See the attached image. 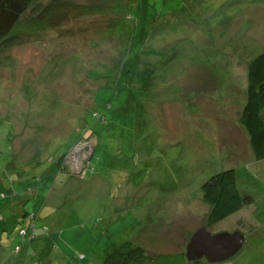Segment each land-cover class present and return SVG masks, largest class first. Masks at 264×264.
I'll return each instance as SVG.
<instances>
[{"label":"rangeland","instance_id":"1","mask_svg":"<svg viewBox=\"0 0 264 264\" xmlns=\"http://www.w3.org/2000/svg\"><path fill=\"white\" fill-rule=\"evenodd\" d=\"M149 1L154 32L134 52L139 13L112 12L128 0H39L0 43V264L25 244L26 213L44 227L38 264H103L127 241L186 251L208 226L202 185L242 164L261 174L240 116L264 0ZM67 150L73 175L52 162Z\"/></svg>","mask_w":264,"mask_h":264},{"label":"trees","instance_id":"2","mask_svg":"<svg viewBox=\"0 0 264 264\" xmlns=\"http://www.w3.org/2000/svg\"><path fill=\"white\" fill-rule=\"evenodd\" d=\"M38 1L0 0V43L16 35L15 26L18 20L29 6ZM53 6L51 4L50 8ZM116 7L117 9L112 12L117 16L124 11L130 13L129 15H131V11L139 13L136 24L130 29V32L129 28L125 27V31L129 34L131 33L125 45V53L127 52L128 48L126 47L129 41V51L134 52L135 46L139 43H145L154 32L155 26L149 28L151 21L148 9H150L151 3L149 0H131V2L128 0V5L119 4ZM119 28L114 23L108 34H117ZM248 82L247 101L240 116V124L248 134L254 157L257 161H264V52L248 65ZM72 146L70 145V148ZM68 153L69 150L59 160L55 161L52 159V162L59 167V174L61 172H69L73 175L69 170V166L65 164V158ZM47 173L48 170L40 179L46 177ZM201 190L204 202L211 207L207 218V230L211 228L212 231H216L220 224H223L224 221H229L243 210H248L250 214L247 218L248 228H245L249 229L253 235L247 236V242L249 243L247 251L241 257L232 259L234 260L233 263L255 264L257 262L258 264L261 262V264H264V174L254 173L248 165L242 164L239 167H231L212 176L202 185ZM14 216L15 220L22 223V215L14 214ZM39 217L35 213H26L24 215L28 222L21 226L23 228L16 235L19 238L23 236L25 244L19 241L20 243L18 244L21 247L19 249L18 246L15 247L14 256L17 258L12 264H30V259L33 257L35 258L34 264H38V261L43 257L42 253L38 254L32 251L31 248V242L38 240L45 234L44 227L39 224ZM23 232L25 233L24 235H22ZM44 251L49 253V247ZM186 253L187 248L186 251H178L171 254L149 253L135 242L127 241L105 257L103 264H211L205 259L197 262L190 261Z\"/></svg>","mask_w":264,"mask_h":264},{"label":"water","instance_id":"3","mask_svg":"<svg viewBox=\"0 0 264 264\" xmlns=\"http://www.w3.org/2000/svg\"><path fill=\"white\" fill-rule=\"evenodd\" d=\"M245 244L246 236L241 232L212 235L204 227L195 233L186 254L190 261L197 262L205 259L211 264H221L238 256Z\"/></svg>","mask_w":264,"mask_h":264},{"label":"crops","instance_id":"4","mask_svg":"<svg viewBox=\"0 0 264 264\" xmlns=\"http://www.w3.org/2000/svg\"><path fill=\"white\" fill-rule=\"evenodd\" d=\"M254 159L256 160V158L254 157ZM259 163H261L260 165H262V172H260L261 174H259V175H263L264 174V161H257L256 160V164L257 165H259ZM251 168V167H250ZM245 210H243L241 213H243ZM249 213V212H248ZM240 214V213H239ZM238 215V214H237ZM236 216V215H235ZM251 221V220H250ZM224 224V223H223ZM246 224H247V219H246ZM223 227V225L222 224H220L219 226H218V229L216 230V231H214V234H218V233H223V232H228V233H234V232H241V233H243V234H245L246 235V243H247V240H248V237L252 234V232L249 230H245L244 229V231L243 230H241L240 228H238V229H232V230H226V229H223L222 228ZM246 227V226H245ZM253 235V234H252ZM248 236V237H247ZM224 264V263H223ZM231 264H234V263H231Z\"/></svg>","mask_w":264,"mask_h":264},{"label":"clouds","instance_id":"5","mask_svg":"<svg viewBox=\"0 0 264 264\" xmlns=\"http://www.w3.org/2000/svg\"><path fill=\"white\" fill-rule=\"evenodd\" d=\"M226 263V262H225ZM222 264V263H221Z\"/></svg>","mask_w":264,"mask_h":264}]
</instances>
